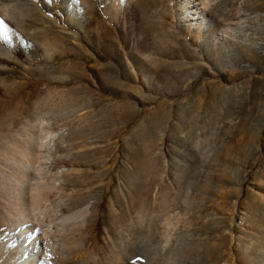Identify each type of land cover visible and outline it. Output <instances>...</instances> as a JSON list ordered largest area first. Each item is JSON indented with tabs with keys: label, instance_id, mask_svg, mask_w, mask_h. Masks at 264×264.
I'll return each mask as SVG.
<instances>
[{
	"label": "rangeland",
	"instance_id": "374dc122",
	"mask_svg": "<svg viewBox=\"0 0 264 264\" xmlns=\"http://www.w3.org/2000/svg\"><path fill=\"white\" fill-rule=\"evenodd\" d=\"M196 1L0 0V264L39 172L44 264H264V0Z\"/></svg>",
	"mask_w": 264,
	"mask_h": 264
},
{
	"label": "bare ground",
	"instance_id": "6f19581e",
	"mask_svg": "<svg viewBox=\"0 0 264 264\" xmlns=\"http://www.w3.org/2000/svg\"><path fill=\"white\" fill-rule=\"evenodd\" d=\"M195 5H202V10H199L196 7L193 14L195 15L194 19L196 20L198 27H203L207 21L205 15L209 12L210 8H212V4L210 0H202L196 1L190 6L194 7ZM234 30L235 28L232 27V24H228L224 29V36H228V34L231 35L230 33ZM43 142L44 141L39 142L41 147L43 146ZM41 175L42 173L40 172L35 173L33 178L34 180H32V183L30 184L32 188L30 207L28 202L27 204H22L17 208L20 212H22V214L30 209L32 212L31 219L18 218L13 219L11 222L12 228L17 231L16 239L20 243L19 245L23 252L22 257L20 258L22 260L21 264H44L43 262H45L48 256L51 255L52 251L58 247L61 239L66 235L65 228H58L59 226L57 220L60 218L58 213H56L52 219L48 220L49 222H47L43 216L45 201L41 190L42 184L44 183L40 177ZM90 209L91 208L89 206H85L84 208L77 210L73 216L63 217L62 222L65 223V219L73 218L80 223L90 213Z\"/></svg>",
	"mask_w": 264,
	"mask_h": 264
},
{
	"label": "snow or ice",
	"instance_id": "6c2138e0",
	"mask_svg": "<svg viewBox=\"0 0 264 264\" xmlns=\"http://www.w3.org/2000/svg\"><path fill=\"white\" fill-rule=\"evenodd\" d=\"M3 23H4L3 20L0 19V24H3ZM4 38L7 39V37H4ZM143 261H144L143 256L138 254V255L134 258L132 264H143Z\"/></svg>",
	"mask_w": 264,
	"mask_h": 264
}]
</instances>
